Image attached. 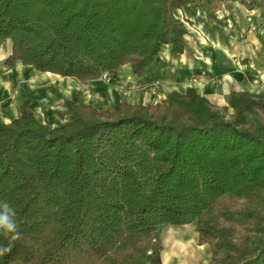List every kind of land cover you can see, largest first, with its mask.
<instances>
[{
  "label": "trees",
  "instance_id": "1",
  "mask_svg": "<svg viewBox=\"0 0 264 264\" xmlns=\"http://www.w3.org/2000/svg\"><path fill=\"white\" fill-rule=\"evenodd\" d=\"M264 0H0L1 61L88 83L129 65L141 75L169 45L187 50L176 10ZM199 20H202L200 18ZM43 124L20 103L0 123V201L20 238L0 264H162L158 226L195 223L208 264H264V94L219 107L189 87L111 110L65 100ZM248 115H253L249 119ZM10 238L0 235V245Z\"/></svg>",
  "mask_w": 264,
  "mask_h": 264
},
{
  "label": "crops",
  "instance_id": "2",
  "mask_svg": "<svg viewBox=\"0 0 264 264\" xmlns=\"http://www.w3.org/2000/svg\"><path fill=\"white\" fill-rule=\"evenodd\" d=\"M182 11L191 25L186 27L187 50L173 53L169 45H163L161 62L151 63L141 75L124 65L111 75L83 84L19 61L8 67L1 61L10 54L11 41H0V123L17 118L24 100L37 120L58 127L70 121L62 114L65 100L111 110L122 100L157 103L170 92L183 93L192 87L212 104L227 107L232 92L264 94V8L247 9L238 2L225 5L221 12L227 17V26L205 18L191 4ZM70 79L72 83H68Z\"/></svg>",
  "mask_w": 264,
  "mask_h": 264
},
{
  "label": "rangeland",
  "instance_id": "3",
  "mask_svg": "<svg viewBox=\"0 0 264 264\" xmlns=\"http://www.w3.org/2000/svg\"><path fill=\"white\" fill-rule=\"evenodd\" d=\"M233 3L234 2H232L230 4L223 3V4H221V7L218 9V11L216 13L218 18L221 21H225V25H220L219 23H217L215 21L220 26H227V24H228L226 15L223 14L221 11L224 9L225 5L230 7ZM263 8H264V6H263ZM176 13H177L178 17L180 19H182V22H183L184 26L191 28L190 21L187 18H185V15H184L182 9L176 10ZM248 118L249 119H253V120L255 119L253 115H248ZM157 229H158V232H159L160 241H161V235L163 233L169 232V231H173V232L174 231L177 232V231H181V230L182 231H187L193 236L194 247L190 248L188 251L175 253L174 256L171 259V264H208L209 263V261H210L209 248H208L207 245H198V240L196 238L197 237V233L195 231V223L194 222H192L191 224H186V225H181V226L160 224ZM161 245H162V243H161ZM200 255H202L201 258H200ZM205 256H207V257H205Z\"/></svg>",
  "mask_w": 264,
  "mask_h": 264
},
{
  "label": "bare ground",
  "instance_id": "4",
  "mask_svg": "<svg viewBox=\"0 0 264 264\" xmlns=\"http://www.w3.org/2000/svg\"><path fill=\"white\" fill-rule=\"evenodd\" d=\"M67 81L68 83H72L71 79ZM161 243L163 247L161 250L162 264H171V259L175 253L188 251L190 248L194 247L193 236L189 232L182 231V230L177 231V232L169 231V232L163 233L161 235ZM201 256L202 255H200V258Z\"/></svg>",
  "mask_w": 264,
  "mask_h": 264
},
{
  "label": "clouds",
  "instance_id": "5",
  "mask_svg": "<svg viewBox=\"0 0 264 264\" xmlns=\"http://www.w3.org/2000/svg\"><path fill=\"white\" fill-rule=\"evenodd\" d=\"M16 210L7 201H0V235L10 238L6 246L0 245V257L12 251V242L20 238L17 231Z\"/></svg>",
  "mask_w": 264,
  "mask_h": 264
},
{
  "label": "built area",
  "instance_id": "6",
  "mask_svg": "<svg viewBox=\"0 0 264 264\" xmlns=\"http://www.w3.org/2000/svg\"><path fill=\"white\" fill-rule=\"evenodd\" d=\"M104 77H106V75H104Z\"/></svg>",
  "mask_w": 264,
  "mask_h": 264
}]
</instances>
